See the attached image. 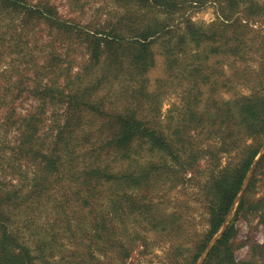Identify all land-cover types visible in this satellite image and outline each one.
<instances>
[{
	"label": "trees",
	"instance_id": "obj_1",
	"mask_svg": "<svg viewBox=\"0 0 264 264\" xmlns=\"http://www.w3.org/2000/svg\"><path fill=\"white\" fill-rule=\"evenodd\" d=\"M4 1L45 19L70 46L84 43L89 59L75 72L66 68L64 79L53 72L36 85L41 111L21 117L15 159L0 152V264H127L151 231L195 263L264 147V0H219L220 21L179 30L175 13L206 0H116L122 10L100 27L59 18L49 0ZM159 63L163 69L153 75ZM240 84L251 93L236 90ZM224 88L234 96L223 99ZM172 93L179 101L164 115ZM54 100L49 137L50 128L40 130ZM223 154L233 160L222 164ZM198 173H210L198 181L208 209L202 234L188 215L190 198L169 205L172 190ZM263 206L264 197H244L238 212ZM234 227L204 264L257 263L233 258Z\"/></svg>",
	"mask_w": 264,
	"mask_h": 264
},
{
	"label": "rangeland",
	"instance_id": "obj_2",
	"mask_svg": "<svg viewBox=\"0 0 264 264\" xmlns=\"http://www.w3.org/2000/svg\"><path fill=\"white\" fill-rule=\"evenodd\" d=\"M26 1L34 4L39 0ZM49 3L55 6L59 18L74 22L79 26L90 24L100 27V23L116 16L118 11L122 10L116 0H49ZM220 11L219 0H206L204 3L188 2L181 11L175 13L172 27H176V30L187 28L190 24L205 28L210 27L218 20L220 21ZM159 15L162 18L166 17V14L162 12ZM254 26L258 27L259 25L255 24ZM70 45L69 36L60 33L45 19L29 17L26 10L16 9L8 2L0 0V74L2 73L0 75V152L10 153L9 159H15L13 158V147L20 141L21 117L33 110L41 111L37 107L40 101L39 92L41 88H37L36 85L44 83L52 76L53 72L62 71L60 76L64 79L67 74L66 68L71 67L75 72L80 70L89 59V52L85 49L84 43ZM153 46L155 49H159V41H154ZM226 63L224 67L229 74V61ZM252 63L254 66L257 64L256 62ZM162 69V63H159L158 68L152 74L156 75ZM236 90L251 93L252 88L240 84ZM234 93L235 90L224 88L221 90V97L229 99L234 96ZM178 101L179 96L175 93L166 95L163 100L164 115ZM58 106V100H54L50 104L46 103L45 120L41 123V132L50 128V120L54 118V113H58ZM52 134L54 133L50 128L49 137ZM229 156L233 157L234 154H223L221 163L227 164L233 160L229 159ZM263 157L264 152L263 154L260 152L253 161L248 172L250 174L248 185L241 193L226 226V230L231 222L235 226L232 236L234 243L233 258L240 261L252 256L253 261L257 260L256 264H263L264 262V206L260 210L249 208V210L242 212H238V208L244 197L250 201L264 197V168L258 167ZM199 167L202 169L207 167V159H201ZM192 175L193 173L189 172L187 174L188 179ZM208 176L210 173H198L196 180H189L185 186L182 183L173 189L169 198L170 210L175 208V201H187L190 198L191 208L188 215L192 218V224L197 234L204 233L209 227L208 209L204 204L199 185ZM253 177H255L254 183L249 187ZM181 187L185 188V191L181 190ZM139 228L141 229V227ZM142 231L143 234L147 233L145 230ZM190 236H185L182 241H178L176 243L178 247L179 243L190 241ZM194 238L198 237L194 235ZM147 241L146 246H144L145 242H141L133 249L127 259V264L194 263L193 260L186 257L187 250L180 247L179 249L173 248L169 238L162 239L151 231ZM254 243L261 246L255 248ZM206 249L194 264L205 263L209 255V253H205Z\"/></svg>",
	"mask_w": 264,
	"mask_h": 264
},
{
	"label": "water",
	"instance_id": "obj_3",
	"mask_svg": "<svg viewBox=\"0 0 264 264\" xmlns=\"http://www.w3.org/2000/svg\"><path fill=\"white\" fill-rule=\"evenodd\" d=\"M261 152H262V154H263V152H264V148L261 150ZM249 179H250V174L247 175L246 180H245V183H244L242 189L240 190V192L238 193V196L236 197V200H235V202H234V204H233V206H232V208H231V210H230V212H229V214H228V216H227L225 222L223 223V225H222L221 229L219 230V232L214 236V238H213V239L211 240V242L209 243V245H208V247H207L205 253L208 254V253L211 251V249L213 248V246L215 245V243L218 241V239L220 238V236H221V235L224 233V231L226 230L227 222H228L229 219H230V216H231V214H232V212H233V210H234V208H235V205L237 204L238 200L240 199L241 193H242V192L245 190V188L247 187Z\"/></svg>",
	"mask_w": 264,
	"mask_h": 264
}]
</instances>
